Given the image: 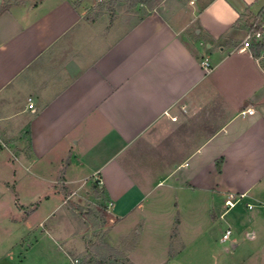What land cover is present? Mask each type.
<instances>
[{"label": "crops", "instance_id": "1", "mask_svg": "<svg viewBox=\"0 0 264 264\" xmlns=\"http://www.w3.org/2000/svg\"><path fill=\"white\" fill-rule=\"evenodd\" d=\"M199 1L107 19L94 0H19L4 11L0 0V190L11 194L0 200V264H69L73 237L59 214L96 189L109 242L132 264H147L135 257L144 240L170 248L182 237L181 209L207 195L213 219L214 196L244 200V235L264 248V53L254 57L235 26L264 0ZM233 230L236 248L244 227Z\"/></svg>", "mask_w": 264, "mask_h": 264}, {"label": "rangeland", "instance_id": "2", "mask_svg": "<svg viewBox=\"0 0 264 264\" xmlns=\"http://www.w3.org/2000/svg\"><path fill=\"white\" fill-rule=\"evenodd\" d=\"M163 1L94 0V5L91 8L97 11V16L105 14V18L107 19H109L110 14L117 16L118 14L126 13L132 14L133 18H140L148 14L150 10L160 7ZM262 9H264V4L258 11H246L244 13L245 17L247 16L245 21L249 20V24H254V17ZM244 29L245 37L249 34L251 36L254 35L249 27ZM258 38L264 39V28ZM5 194L8 197L0 190V197L2 196L0 200L4 204L6 202L10 203L9 196L11 194ZM157 194L156 192L150 193L148 195L149 201L157 198ZM182 195L184 197V193ZM162 196H164L162 198L163 201L169 203V205L176 197L175 194L169 192L163 193ZM212 198V195L199 196L194 198V201L197 203L196 208L181 209L180 215L183 219L182 237L171 241L170 248L169 244L165 246L161 240H154L151 237L143 241V247L142 249L140 247L135 257L147 264H157L158 261L165 258V254L168 256L167 252L170 250L168 264H264L263 253H253V249L256 247L258 250L264 248L256 246V241H252L244 235L245 230L249 228V205H245L244 200L240 199L236 202V205L239 204L236 209L234 207L227 208L224 204L222 206V201H218L214 196L213 200L218 202L219 208H216L217 216L213 219L211 209ZM233 199L235 200L236 198ZM221 206L222 210H225L223 218L220 217L221 212L219 209ZM5 211L6 209L1 208L0 204V216ZM59 215L64 217L61 227L73 237L72 256L79 257L84 262L90 264H96L103 258L108 260L107 264H113L115 260L118 264H128L124 250L114 247L109 242L110 227L107 224V205L105 198L99 197L96 191L91 190L90 192H86L83 190L78 193L73 199L65 203L64 209ZM237 219L239 220L238 228L244 227V232L242 235L236 236L237 247L235 248L233 247V236L226 241H222L220 237L228 225H230L232 230L237 227L234 225L238 221ZM122 229L123 224L118 225L116 231L114 230V234L121 232ZM138 229L139 227H136L132 230L131 239L124 242V247L136 244L138 237L136 232ZM106 239L116 251L111 253L112 257H108L110 256V251L104 245Z\"/></svg>", "mask_w": 264, "mask_h": 264}, {"label": "trees", "instance_id": "3", "mask_svg": "<svg viewBox=\"0 0 264 264\" xmlns=\"http://www.w3.org/2000/svg\"><path fill=\"white\" fill-rule=\"evenodd\" d=\"M19 0H4V4L1 6V10H6L9 8V6L11 5V3L13 2H17ZM137 2H142V0H135ZM161 0H158V2H160ZM210 0H200L199 4L201 9H203L207 3ZM248 11V10H247ZM247 17V16H246ZM245 14H241L239 19L237 20V22L235 23L236 27H243V28H247L249 27L250 30H252V32L254 33L253 36L250 37V39L248 40V47L251 51V54L258 58L260 57L263 53H264V39L263 38H258L256 36L257 33H262V30L264 28V9H262L258 15H256L254 17L255 19V23L254 24H249V20H246ZM217 167L219 170H221V163L220 161H217ZM98 194L99 197H104V193L98 189L95 190ZM178 225H179V218L177 217L176 221H175V226L173 228V232H172V237L173 239L177 236L178 234ZM104 245L106 246V248L110 251V256L108 257H112L113 252H116L114 248H112V246L109 244L108 240L106 239L104 242ZM172 255V253H171ZM109 259V258H108ZM108 260L106 258L100 259L96 264H107ZM85 264H90L87 262H84ZM127 263L128 264H132L128 259H127ZM113 264H118L116 263V260L114 261Z\"/></svg>", "mask_w": 264, "mask_h": 264}, {"label": "built area", "instance_id": "4", "mask_svg": "<svg viewBox=\"0 0 264 264\" xmlns=\"http://www.w3.org/2000/svg\"><path fill=\"white\" fill-rule=\"evenodd\" d=\"M258 37L261 35V33H257L256 34ZM251 35L249 34L247 37H246V42H247V45H248V40L250 39ZM202 67L203 69L206 71V72H211L213 70V65L211 64L210 62V59L208 57H204L203 60H202ZM27 104H28V108L29 109H32V110H35V103H34V100L32 97H29L27 99ZM254 113V110L252 108H247V109H244L240 112V115L241 116H247L249 114H253ZM6 147V144L4 141L0 140V151ZM231 198H234L233 197V194L230 195ZM239 199H231V200H228L226 201L225 203V206H227V208L229 207H233L235 206L236 202L238 201ZM224 214H222L223 216ZM231 236H232V229L231 228H227L225 230V232L223 233L222 237H221V240L222 241H226V240H229L231 239ZM69 264H85L84 261L79 258V257H76V256H69Z\"/></svg>", "mask_w": 264, "mask_h": 264}]
</instances>
